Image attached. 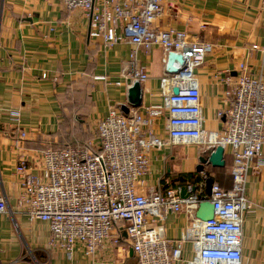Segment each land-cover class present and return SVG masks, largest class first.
Masks as SVG:
<instances>
[{"label":"built area","instance_id":"2783aa9c","mask_svg":"<svg viewBox=\"0 0 264 264\" xmlns=\"http://www.w3.org/2000/svg\"><path fill=\"white\" fill-rule=\"evenodd\" d=\"M59 1L65 9L80 10L89 18V36L102 40L104 48L123 41L132 45L130 70L124 74L128 88L148 80L136 63L138 48L149 52L160 47L167 54L181 55L184 62L174 64L179 68L174 74L165 68L160 104L129 108L127 115L111 109L99 119L94 127L95 149L74 146L41 151L36 156V173L21 159L15 168L20 178L16 213L46 222L49 247L69 256L77 248L86 256L99 248L111 250L123 232L136 264H243V222L251 211L247 179L254 167L264 163L263 70L252 72L241 62L235 77L225 78L228 105L217 112V118L224 120L223 128L206 130L195 70L212 52V44L183 31L160 29L161 0ZM260 50L264 53V46ZM9 114L19 122L17 111ZM164 116L167 123L162 137L154 131V124ZM17 134L16 143L26 137L22 129ZM191 145L203 152L230 148L231 187L223 189L213 183L206 196L205 167L201 182L149 190L150 154L163 147L171 151L175 146ZM204 200L214 210L208 221L196 218ZM7 211V199L0 196V214ZM168 214L186 217L178 239L165 236L162 222ZM187 243L190 256L184 259Z\"/></svg>","mask_w":264,"mask_h":264},{"label":"crops","instance_id":"0c3cea01","mask_svg":"<svg viewBox=\"0 0 264 264\" xmlns=\"http://www.w3.org/2000/svg\"><path fill=\"white\" fill-rule=\"evenodd\" d=\"M160 29L186 32L213 45L203 64L196 68L203 127L220 131L224 120L217 112L227 108L225 78L235 77L246 62L252 72H264V0H161ZM90 20L82 11L65 9L59 0H0V196L8 211L0 214V262L3 264H136L121 232L118 245L99 248L86 256L79 248L69 256L51 249L49 225L16 213L20 178L15 171L23 159L36 173V156L47 149H61L73 138L75 126L95 127L111 109L128 105L124 74L130 70L133 47L123 41L104 48L89 36ZM252 46L258 49L253 50ZM168 54L160 47L136 50V63L148 75L141 83L139 109L162 101L160 80ZM19 113L15 123L10 112ZM166 117L154 124L164 137ZM18 125V126H17ZM26 137L18 140L19 130ZM83 147V146H80ZM66 148V147H65ZM198 146L163 147L150 154L148 189L183 186L180 176L196 174ZM261 158L264 162V144ZM224 167L206 169L223 189L231 187L233 157L223 154ZM179 178V181L175 179ZM201 178V177H200ZM202 178L198 181L201 182ZM246 195L251 203L243 222V264H264V163L248 175ZM165 236L178 239L186 224L184 214H168L162 222ZM190 256L184 246L183 258ZM177 264H185L179 262Z\"/></svg>","mask_w":264,"mask_h":264},{"label":"water","instance_id":"95a60500","mask_svg":"<svg viewBox=\"0 0 264 264\" xmlns=\"http://www.w3.org/2000/svg\"><path fill=\"white\" fill-rule=\"evenodd\" d=\"M184 62V58L181 55H178L176 53H169L167 58V64H166V70L170 74H174L178 72V67H176L174 64H177L178 66H181ZM173 93L177 94L178 89L174 88ZM127 102L128 105H122L120 106L119 110L127 115L129 112V108L137 109L141 107L142 104V94H141V88L139 83H134L129 89L127 93ZM223 154L224 149L222 147H216L212 151H207L202 153L198 158V164L195 168L196 173H202L205 170V167H212V168H222L224 167V161H223ZM214 183V180L210 177L205 178V194L206 196H209L211 193V187ZM181 196L184 197L185 193L182 191ZM214 210L213 205L208 202L207 200H204L199 204L198 210L196 212V218L202 220V221H208L213 218Z\"/></svg>","mask_w":264,"mask_h":264},{"label":"rangeland","instance_id":"374dc122","mask_svg":"<svg viewBox=\"0 0 264 264\" xmlns=\"http://www.w3.org/2000/svg\"><path fill=\"white\" fill-rule=\"evenodd\" d=\"M69 129L73 130L75 135L69 140L65 147L89 146L91 149H95L93 146L96 145L97 141L95 138L94 127L75 126L74 128ZM89 144H92V146Z\"/></svg>","mask_w":264,"mask_h":264},{"label":"trees","instance_id":"16d2710c","mask_svg":"<svg viewBox=\"0 0 264 264\" xmlns=\"http://www.w3.org/2000/svg\"><path fill=\"white\" fill-rule=\"evenodd\" d=\"M208 177H211L208 173L206 174ZM201 176H196V174H185V175H182L180 176V179H182V181H185V180H189L191 182H198L201 178ZM179 178L175 179V181H179L180 180ZM214 180L217 181L214 177Z\"/></svg>","mask_w":264,"mask_h":264}]
</instances>
